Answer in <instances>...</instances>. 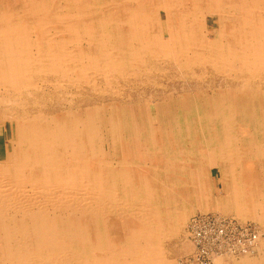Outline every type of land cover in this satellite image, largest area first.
<instances>
[{
	"label": "bare ground",
	"instance_id": "6f19581e",
	"mask_svg": "<svg viewBox=\"0 0 264 264\" xmlns=\"http://www.w3.org/2000/svg\"><path fill=\"white\" fill-rule=\"evenodd\" d=\"M188 1L0 0V123L12 129L0 153V264H29L30 244L52 250L54 264H146L186 223L188 177L192 197L210 209L203 165L217 161L228 169L214 208L264 224V0L238 9L233 0H193L192 16L174 11ZM216 11L243 15L237 25ZM169 68L180 80L206 82L210 70L226 83L211 80L202 105L176 98L184 112L205 110L218 153L200 142L197 158L178 150L158 115L144 117L141 98L127 97V83L140 94L159 85L157 72L174 79ZM233 95L242 99L236 107ZM243 141L246 151L231 150ZM243 158L254 159L252 170L236 173ZM84 246L93 255L81 257ZM241 260L264 264L261 246Z\"/></svg>",
	"mask_w": 264,
	"mask_h": 264
},
{
	"label": "rangeland",
	"instance_id": "374dc122",
	"mask_svg": "<svg viewBox=\"0 0 264 264\" xmlns=\"http://www.w3.org/2000/svg\"><path fill=\"white\" fill-rule=\"evenodd\" d=\"M191 1H193V0L188 1L187 6H183L182 4H179L178 6L175 7L174 11H176V12L178 11L180 13H184L187 11L188 12L187 14L189 16H192L193 12H194L193 9H195V7H193L194 5L191 3ZM226 1H228V0H226ZM240 1L243 2L244 5L247 3L246 7H248V2L246 0H233V2L230 3L232 5L230 7L238 9L240 6ZM224 3L226 4L227 2H224ZM225 6L228 7L227 5H225ZM145 7L148 10V8H150V5L146 4ZM205 7H202V9L205 11V13L210 12L212 9L209 5L208 6L206 5ZM241 12H236L235 15H233L234 13L229 14L227 12L224 13V12L216 11V16L219 20L223 21L224 23L228 22L230 20L229 22L235 21V23L237 25H239V23H240L239 17L243 15V12L242 13ZM263 14H264V11H263ZM48 26L50 28H54V23H49ZM217 26H218L217 19L215 17H213L212 15H209L207 17V27L209 29H213V28H216ZM249 38H251V36H249ZM169 69L170 70H167V71L171 72V74H175L176 77L174 76L173 77L174 79L168 78L169 81H167V79H166L167 77H165L164 74H161V72H157L156 76L151 75L150 77L153 76L155 79H156V77L159 76L156 79V83L159 85L151 87L152 83L149 82L148 85H146L145 93L139 94L138 92H140V91L137 92V90L142 87L141 85L137 86V84L127 83L128 85L126 84L124 87H126V89L128 88L129 90L131 88H132L131 90H134V92L132 94H130L131 93L130 92L127 97L130 98V95H131L132 97L135 96V97L141 98V104H143V105H141L140 108H141L142 113L144 114L143 115L144 117L149 116V117L153 118L156 115H158L157 119H160V122H161L162 126L164 127V129H166L167 131L172 133V137H171V139H169V143L176 141L178 150L183 149L185 151V153H187V155L190 154L188 156H196V158H197L199 153L198 154L196 153L194 155V153H191V151H193V149L196 148L197 143L200 142V145H199L200 149H202V150L210 149L212 152L218 153L219 149H218V145L216 144L217 143V137H218L217 132L214 130V125L210 124L211 121L205 116V113H204L205 110L199 109L197 112V111H193L194 109H191L189 112H184V110H182L181 107H179V103L176 100V98L185 97L190 101L191 100L198 101L202 105V97L205 94L209 93V92H207V86H210L212 84L211 80L213 82H215L213 79V76L214 77H217V76H215V75L210 76L211 72L209 70L208 74L207 75L204 74V76H203V77H205V75H206L207 81L196 84L190 79H187V81L186 80H180V79H182V78H178L180 72L176 73L179 70H177V69L174 70L173 68H169ZM160 70H164V67H162ZM208 76H210V77H208ZM175 79H179V80H175ZM216 80L217 81L215 82V86L225 88L226 83L223 80H221L219 78ZM160 84L161 85L163 84V86H161ZM123 85H124L123 82H120L119 84L116 85V88L121 87ZM166 86H167V90L165 91ZM204 90H205V92H204ZM135 91H136V94H135ZM178 92H180V93H178ZM189 92H192V93L190 94ZM230 99H231L230 103H232L233 107H236V105L238 103L241 104V102H242V99L240 96L235 97L233 95L230 97ZM259 99L261 100V102L264 103L263 97H260ZM167 100L169 102H167ZM260 100H257V102H259ZM108 101L109 100H106L105 102H108ZM100 102L101 101H96V102H94V104L100 103ZM50 103H51V100L45 101L47 108H50V106H51ZM157 104L159 107L157 106ZM252 109H253V113L255 114V117L260 116V114L257 111V106L255 103H254V105H252ZM195 110H197V109H195ZM154 114H155V116H154ZM238 117L239 116H237V118ZM199 119L201 120V124H199ZM207 127H209V128H207ZM144 133H146V132H144ZM152 135H155V138L159 144L162 143V140L160 137V132H159L158 126L156 124H155V127L153 128V131H151V136ZM143 136H144L143 140H146L145 134ZM10 137H12L11 125L7 120H4L3 122L0 123V153L1 154H4V152L6 151L7 146L9 144V141L11 139ZM205 137L207 139H205ZM211 138H212V140H211ZM206 140H208L210 142V144L206 143ZM195 143H196V145H195ZM199 147L197 148L198 150H199ZM238 147L241 151H243V150L246 151V149L248 148L246 142L243 141L242 145L235 144L231 148V150L238 151ZM176 155H179V154L177 153ZM253 160H254L253 158H248V159L243 158L241 160L240 164L238 165V168H236V173L239 172L240 169H242L244 167H246V168H244L245 171L251 172V170H252L251 168L253 167ZM192 165L194 167H196L198 165V162L193 161ZM227 169H228V166L225 165V167H223L221 162H219V161H217V163L214 165H209L208 163H204V165H203L204 173H203L202 179L205 183L206 191L209 194L208 199L210 200L209 201L210 209L205 210V211L203 210V208H201V206L198 204V202H196V198H194V196L192 197V194L189 191L192 188V184L190 183V177H188L190 187L188 189V192L185 196L186 198L184 200L185 201V210H186V219H185L186 223L184 224L183 229L178 234H176V235L171 234L163 240L164 249H165L164 253L166 252V255H167L166 258L170 259V258H174V257H179L182 260H185L187 258V255L192 252V246H191L190 242L188 241V239L186 238V224H187L189 217L191 215L195 214L196 212H215V213H220L223 215L233 216L234 218H236L238 220V217H235L234 214H231V213L224 214L221 211L216 210L214 208L215 200L218 197H220L221 195H223V193H224V184H225V178L226 177L221 176V172L225 173V171H227ZM257 170H258V168H257ZM118 194H119V197L122 196L121 191H118ZM121 198L126 199V197H124V196ZM129 201H130V199H129ZM137 205H133L135 210H137V207H138ZM246 221L254 222L258 226V228L264 233V224L260 223L257 220H253V219H251V220L248 219ZM242 222H245V221H242ZM261 240L264 242V234L261 236ZM261 240L259 241V244H258L256 250L254 251V253L247 254L245 256H251V255L257 254L260 246H261V250L263 251V254H264V243ZM25 246H26L27 250H30V251H28V260H27L29 262V264L30 263L31 264H37V263L38 264H47V263L48 264H54V263H56V255H55V253H51L52 250H50V253H48L43 249L42 246H35L34 244L33 245L30 244L28 247H27V245H25ZM84 247H86V246H84ZM87 250H90V248L86 247L84 250L85 253L83 252V255H81V257L93 255V253L87 252ZM96 254L100 255L101 257L104 256L103 254H100V251L97 252ZM77 260L78 259L76 258L75 261H77Z\"/></svg>",
	"mask_w": 264,
	"mask_h": 264
},
{
	"label": "built area",
	"instance_id": "2783aa9c",
	"mask_svg": "<svg viewBox=\"0 0 264 264\" xmlns=\"http://www.w3.org/2000/svg\"><path fill=\"white\" fill-rule=\"evenodd\" d=\"M264 233L254 222L215 212L191 215L186 224V238L192 246L188 261L214 264L217 258L254 253Z\"/></svg>",
	"mask_w": 264,
	"mask_h": 264
},
{
	"label": "crops",
	"instance_id": "0c3cea01",
	"mask_svg": "<svg viewBox=\"0 0 264 264\" xmlns=\"http://www.w3.org/2000/svg\"><path fill=\"white\" fill-rule=\"evenodd\" d=\"M196 213H199V212H196ZM164 254L165 253L150 255L148 258H145V261L147 262L146 264H160L161 262H162L161 264H166V263L167 264H194V263L188 261L187 258L185 260H182L179 257H174V258L169 259V258H166L167 255H164ZM244 256L245 255H243V256H226V257L222 258V260L215 262L214 264H244L243 261L241 260L242 258H244ZM232 257H233V259H232ZM139 259H140V257L136 258L137 261L144 260V259H140V260ZM249 263L250 262H248L246 264H249Z\"/></svg>",
	"mask_w": 264,
	"mask_h": 264
}]
</instances>
